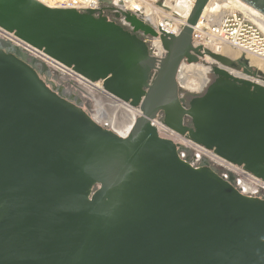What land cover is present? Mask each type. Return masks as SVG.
<instances>
[{
	"label": "water",
	"instance_id": "obj_1",
	"mask_svg": "<svg viewBox=\"0 0 264 264\" xmlns=\"http://www.w3.org/2000/svg\"><path fill=\"white\" fill-rule=\"evenodd\" d=\"M241 1L264 14V0ZM208 2L194 0L177 34H158L128 11L124 27L102 9L0 0L1 27L142 112L119 136L0 38V264H264V199L193 165L150 123L161 113L264 180V83L193 44ZM138 31L159 35L161 58ZM204 56L214 77L185 103L180 88L200 90L181 84L182 64Z\"/></svg>",
	"mask_w": 264,
	"mask_h": 264
},
{
	"label": "built area",
	"instance_id": "obj_2",
	"mask_svg": "<svg viewBox=\"0 0 264 264\" xmlns=\"http://www.w3.org/2000/svg\"><path fill=\"white\" fill-rule=\"evenodd\" d=\"M37 1L50 8H76L80 11L85 9H102L104 15L124 27H130V23L121 12L128 11L149 24L158 34H160L159 29L177 34L187 17L181 15L176 9L171 7L169 3L171 0ZM147 3L150 5L147 11L135 9L136 5L144 7L148 5ZM116 12L119 13V16H115ZM138 33L147 44L151 54L157 59L161 58L165 51L159 35L145 34L142 31H138ZM0 38L9 42L22 55H28L43 62L53 74V77H60L66 81L72 88V93L81 99L82 106L89 112L92 118L119 136H126L134 120L141 115L142 112L139 107L132 106L129 102L107 91L101 81L90 80L75 71L72 67L51 57L42 49L27 43L13 32L1 26ZM192 41L194 45H201L206 48L226 44L239 50L240 55L243 54L249 60L248 55H253L264 60V31L255 21L242 12H228L222 15L217 22H211L205 17H200L198 22L192 27ZM52 80L54 81L55 78H52ZM55 83L59 84L57 80ZM60 85L65 88L63 84L60 83ZM150 123L156 128L160 137L170 139L178 146L181 157L189 160L187 153L191 152L194 155V160L207 161L222 178L228 179L229 175H231L232 183L240 193L264 199L263 179L244 169L241 165L222 158L212 150L192 141L186 135L180 134L166 126L162 122L161 113L151 118Z\"/></svg>",
	"mask_w": 264,
	"mask_h": 264
},
{
	"label": "bare ground",
	"instance_id": "obj_3",
	"mask_svg": "<svg viewBox=\"0 0 264 264\" xmlns=\"http://www.w3.org/2000/svg\"><path fill=\"white\" fill-rule=\"evenodd\" d=\"M193 2H194V0H171L169 3L171 5V7L176 9V11H178L181 15L187 16L189 10L191 9V7L193 5ZM228 3L242 9L264 31V14L255 10L254 8L247 5L246 3L242 2L241 0H209V2L207 3V5L205 6V8L203 10L201 17H205L207 20H209V17H214V15L218 14L217 12H219L221 10V8H225ZM149 7H150L149 4L145 5L144 7H140V6L136 5L135 9L147 11ZM209 49L214 51V52L223 54L229 58H233V59L237 58L240 55L239 50H237L235 48L228 47L225 44H222V45H219L216 47L209 46ZM248 56L250 58L249 63L253 64L252 66L255 65L260 70L264 71V60H261L260 58L253 56V55H248ZM206 57H208V56H206ZM202 67H204V66H202ZM209 68L210 67H204L203 69L201 68L199 70H196L194 68L196 70V71H194V73H196L197 78H191L189 80H187V78L190 74L187 72L183 73L184 74V76L182 77L183 86H185V88H190V89H200L207 81L206 74L209 71ZM189 71H191L190 68H189ZM231 72L233 74H237L234 71H231Z\"/></svg>",
	"mask_w": 264,
	"mask_h": 264
},
{
	"label": "rangeland",
	"instance_id": "obj_4",
	"mask_svg": "<svg viewBox=\"0 0 264 264\" xmlns=\"http://www.w3.org/2000/svg\"><path fill=\"white\" fill-rule=\"evenodd\" d=\"M229 5V6H228ZM241 10V11H240ZM233 11H236V12H242V13H245L242 9H240L239 7H237V6H234V5H232V4H230V3H228L227 5H226V7L225 8H221V10L219 11V12H217L218 14H215L214 15V17H209V21H211V22H217L221 17H222V15H224V14H226V13H228V12H233ZM178 12V11H177ZM179 13V12H178ZM245 15L247 16V17H249L246 13H245ZM250 18V17H249ZM251 19V18H250ZM252 20V19H251ZM226 45V44H225ZM226 46H228V45H226ZM229 47V46H228ZM232 48V47H231ZM241 58H246L243 54H241V55H239L237 58H234V59H236V60H240ZM246 59H248V58H246ZM250 62V60L248 59V65L249 66H252L253 64H251V63H249ZM212 64H214V61L211 59V58H209V57H206V56H204L203 57V59H201L200 61H198L197 63H191V64H186V63H183V65H182V67H181V70H180V73H179V76H180V80H181V82H182V77L184 76V74L183 73H189L190 75L188 76V78H187V80H189V79H191V78H197V75H196V73H194V71H196V70H199V69H203L204 67H210L209 68V71L207 72V74H206V77H207V81H206V83L200 88V89H194V90H204V88H205V86L213 79V77H214V75L212 74V72H211V65ZM242 64V63H241ZM202 66H204V67H202ZM254 67H256L257 69H259L257 66H255L254 65ZM189 68L191 69V71H189ZM196 70H195V69ZM260 70V69H259ZM260 71H262V70H260ZM238 71H236V73H237ZM263 73H264V71H262ZM239 74H242V75H248V76H250V77H253V78H256V79H258L260 82H262V83H264V79L263 78H261L260 76H257V75H255V76H253V75H250V74H247V73H245L243 70L241 71V72H238ZM197 80V79H196ZM182 84V83H181Z\"/></svg>",
	"mask_w": 264,
	"mask_h": 264
},
{
	"label": "flooded vegetation",
	"instance_id": "obj_5",
	"mask_svg": "<svg viewBox=\"0 0 264 264\" xmlns=\"http://www.w3.org/2000/svg\"><path fill=\"white\" fill-rule=\"evenodd\" d=\"M20 55H22V54L20 53ZM239 62L241 64L240 60H239ZM241 66H242V64H241ZM52 78H55L54 84L60 85V83H61V84H63L65 86V90L66 91H69L71 93L73 92L72 88L66 83V81L62 80L60 77H57V78L56 77H52ZM56 80L58 81L59 84L55 83ZM202 91L203 90L201 89L200 91H198V93H192V92H188V91L184 90L183 88H180L181 101L186 103L189 100V98H191L194 95L202 93ZM188 122H189V120L185 119V123H188ZM187 157L193 163V165H201L202 162H203L201 160H194V155L191 152L187 153Z\"/></svg>",
	"mask_w": 264,
	"mask_h": 264
},
{
	"label": "trees",
	"instance_id": "obj_6",
	"mask_svg": "<svg viewBox=\"0 0 264 264\" xmlns=\"http://www.w3.org/2000/svg\"><path fill=\"white\" fill-rule=\"evenodd\" d=\"M240 61L242 63L243 71L245 73L253 75V76L257 75L264 79V73L254 66H249L248 60L246 58H241Z\"/></svg>",
	"mask_w": 264,
	"mask_h": 264
}]
</instances>
